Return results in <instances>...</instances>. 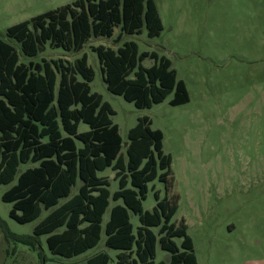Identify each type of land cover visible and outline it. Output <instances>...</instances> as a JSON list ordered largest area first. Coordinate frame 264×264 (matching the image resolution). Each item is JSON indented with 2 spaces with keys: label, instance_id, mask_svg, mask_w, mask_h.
Instances as JSON below:
<instances>
[{
  "label": "trees",
  "instance_id": "16d2710c",
  "mask_svg": "<svg viewBox=\"0 0 264 264\" xmlns=\"http://www.w3.org/2000/svg\"><path fill=\"white\" fill-rule=\"evenodd\" d=\"M144 25L151 38L164 29L155 0H77L10 27L7 37L20 49L0 38V185H12L3 201L13 205L10 217L20 224L48 212L33 235L17 238L23 244L35 246L47 235L54 255L72 258L98 247L105 233V247L118 251L116 258L102 251L86 264H199L185 221L173 222L175 200L155 191L156 206L144 209L150 183L170 184L172 158L164 152L163 132L144 116L124 143L113 107L92 92L95 71L87 54L74 62L21 61V54L36 58L48 45L81 52L93 37L113 38L118 27L120 42L126 34H140ZM93 51L108 90L137 108H151L172 93L171 105L190 102L169 58L155 51L139 54L133 41ZM148 58L155 61L149 68L143 65ZM81 123L90 130L80 132ZM30 164L35 166L20 171ZM107 169L119 185L114 193L108 176H99ZM133 215L139 219L136 230ZM175 238L183 239L180 246ZM158 243L170 254L159 263Z\"/></svg>",
  "mask_w": 264,
  "mask_h": 264
},
{
  "label": "rangeland",
  "instance_id": "374dc122",
  "mask_svg": "<svg viewBox=\"0 0 264 264\" xmlns=\"http://www.w3.org/2000/svg\"><path fill=\"white\" fill-rule=\"evenodd\" d=\"M75 1L0 0V38L20 49L7 37L10 27ZM156 3L164 26L158 37H149L144 25L140 34H126L116 42L121 32L118 27L113 38L93 37L81 52L48 45L36 58L21 54V61L63 58L74 62L87 54L95 71L92 92L113 107L112 120L124 143L144 116L151 119L153 129L164 134V152L172 158L169 188L158 180L150 183L144 209L152 211L156 206L155 191H160L161 198L168 195L175 200L178 211L173 222L179 226L185 221L199 264H264V0ZM132 41L139 54L155 51L171 60L178 79L187 85L189 103L171 105L172 93L162 103L140 109L108 90L93 48L102 45L117 50ZM154 64L150 58L143 62L148 68ZM89 130V125L80 124V132ZM33 166L22 165L20 171ZM99 176H108L112 193L119 189L111 169ZM11 186L0 185V264H86L102 251L116 258L118 251L105 247V233L98 247L72 258L54 255L47 235L35 246L20 242L17 238L33 235L48 212L27 224L16 222L10 217L13 205L3 201ZM115 204L104 217V227ZM132 222L136 230L138 216L133 215ZM173 240L179 246L183 241ZM167 255L158 243L156 262Z\"/></svg>",
  "mask_w": 264,
  "mask_h": 264
},
{
  "label": "crops",
  "instance_id": "0c3cea01",
  "mask_svg": "<svg viewBox=\"0 0 264 264\" xmlns=\"http://www.w3.org/2000/svg\"><path fill=\"white\" fill-rule=\"evenodd\" d=\"M155 2H156V0H155ZM157 4V3H156ZM157 7H158V5H157ZM158 10H159V7H158ZM159 13H160V11H159ZM160 15H161V13H160ZM162 18V17H161Z\"/></svg>",
  "mask_w": 264,
  "mask_h": 264
},
{
  "label": "water",
  "instance_id": "95a60500",
  "mask_svg": "<svg viewBox=\"0 0 264 264\" xmlns=\"http://www.w3.org/2000/svg\"><path fill=\"white\" fill-rule=\"evenodd\" d=\"M127 144V143H126Z\"/></svg>",
  "mask_w": 264,
  "mask_h": 264
}]
</instances>
